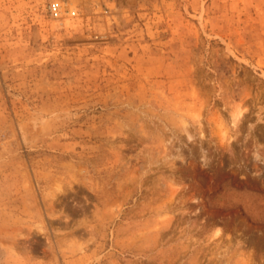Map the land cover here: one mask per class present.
Wrapping results in <instances>:
<instances>
[{"label": "rangeland", "instance_id": "374dc122", "mask_svg": "<svg viewBox=\"0 0 264 264\" xmlns=\"http://www.w3.org/2000/svg\"><path fill=\"white\" fill-rule=\"evenodd\" d=\"M0 264H264V0H0Z\"/></svg>", "mask_w": 264, "mask_h": 264}, {"label": "clouds", "instance_id": "9594fccd", "mask_svg": "<svg viewBox=\"0 0 264 264\" xmlns=\"http://www.w3.org/2000/svg\"><path fill=\"white\" fill-rule=\"evenodd\" d=\"M246 111H247L246 108H244V107H242V106H240V105H237L236 108H235V112L233 113V116H234V118H235L236 120H239L240 117L243 116L244 113H245ZM194 118H195V119H198L197 116H194ZM191 139H192V138L189 136V137H188V140L191 141ZM204 164L206 165L207 163H204Z\"/></svg>", "mask_w": 264, "mask_h": 264}, {"label": "bare ground", "instance_id": "6f19581e", "mask_svg": "<svg viewBox=\"0 0 264 264\" xmlns=\"http://www.w3.org/2000/svg\"><path fill=\"white\" fill-rule=\"evenodd\" d=\"M233 119H235L234 116H233Z\"/></svg>", "mask_w": 264, "mask_h": 264}]
</instances>
